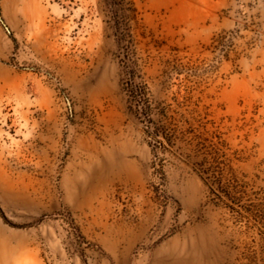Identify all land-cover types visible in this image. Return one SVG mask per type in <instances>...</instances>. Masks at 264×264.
<instances>
[{"label":"rangeland","instance_id":"374dc122","mask_svg":"<svg viewBox=\"0 0 264 264\" xmlns=\"http://www.w3.org/2000/svg\"><path fill=\"white\" fill-rule=\"evenodd\" d=\"M0 264H264V0H0Z\"/></svg>","mask_w":264,"mask_h":264}]
</instances>
